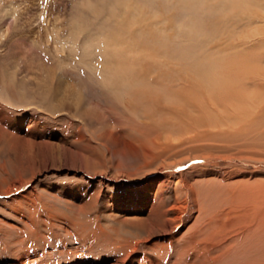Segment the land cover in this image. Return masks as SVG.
I'll return each mask as SVG.
<instances>
[{
	"label": "rangeland",
	"instance_id": "374dc122",
	"mask_svg": "<svg viewBox=\"0 0 264 264\" xmlns=\"http://www.w3.org/2000/svg\"><path fill=\"white\" fill-rule=\"evenodd\" d=\"M123 60L133 62L128 70L131 83L113 85L105 70ZM56 87L65 97L63 110L52 108L59 104ZM197 113L211 116L208 140L227 149L201 145L205 150L191 152L200 158L182 163L181 170L208 169L204 157L226 154L229 159H213L212 172H242V179L263 186L264 0H0V115L41 133L30 136L34 157L22 148L26 135L17 130L21 123L16 130L0 124V189L3 181L19 176L32 181L16 193L36 194L14 202L10 195H0V264L15 263L12 242L17 238L23 240L20 251L27 264L119 258L120 251L111 246L124 238L106 230L111 225L109 199L129 183L118 191L109 183L123 173L140 178L138 169L145 164L139 142L130 137L152 143L154 149L147 147L153 157L147 160H155V168L166 159L182 160L189 157V148L173 149L169 143L185 144L194 136L191 122L199 119ZM81 125L85 141L75 145ZM108 131L117 141L110 135L91 139ZM42 142V148L32 147ZM85 146L91 149L84 157L93 169L88 172L97 177L94 186L64 159L65 149ZM161 147L168 153L161 156ZM176 167L165 174L177 173ZM102 175L108 177L107 186L99 181ZM84 189L100 194V199L88 202L85 212L79 210L80 217L65 194ZM115 227L125 239L140 231L137 225L118 221ZM94 231L100 236L95 238ZM252 239L248 236L244 254L258 253L254 263L264 264V239ZM141 250L159 255L151 246L142 245ZM250 253L225 261L248 264L253 262ZM174 255L165 252L162 257L174 264ZM196 255L198 260L204 257Z\"/></svg>",
	"mask_w": 264,
	"mask_h": 264
},
{
	"label": "bare ground",
	"instance_id": "6f19581e",
	"mask_svg": "<svg viewBox=\"0 0 264 264\" xmlns=\"http://www.w3.org/2000/svg\"><path fill=\"white\" fill-rule=\"evenodd\" d=\"M132 63L133 62L123 60L109 65L107 67L108 69L105 70L107 73L106 78H108L107 81L109 83L111 82L113 85H116L118 81L119 83L122 81L129 85V82L131 83V81L129 80L128 70H130L129 68ZM49 90L50 89H47L45 92L50 94L51 92ZM61 90V88L57 87L54 90V95L57 97V95L60 94V97L57 100L59 104L52 107L53 109L57 107L58 110H63L65 97L61 96ZM197 114L199 119L191 122L192 128L195 129L194 136H192L185 144L175 145L172 142L169 143L173 149L181 146L189 148V157H184L182 160L167 161L169 159H166L155 168V165H151L155 160H147V158L153 157V150L151 149V151L147 147L149 144V147L153 148L152 143L150 142V144L148 141L142 140V138L140 139L135 135L130 137L131 140L139 142V146H141L140 148L143 150L142 156L145 160V164L138 169V171H142V176L140 178L136 179L133 178L130 173H123L118 178H112L113 182L110 181L109 183L114 191L120 190L122 187H125L124 184L129 183V187L124 188L123 193H119L116 197L113 196L114 198L109 199L111 213L107 219H111L110 224L112 226H107L106 230L108 232V230L111 231V229H113L116 231L115 235L117 238H124V242L113 243L111 246L120 251V257H114L111 260H104L102 263L87 262L85 264H168L166 261L167 259L162 257L165 252L176 254L172 259H176L174 264H182L185 259L189 260V264H228L225 260L233 255L236 258L240 257V254H243L244 258H248V253L250 252L248 251L247 254H244V252L248 250L246 249L248 247L246 242L248 236L252 237V240H255V242L264 239V185L261 186V183H256V185L253 186L247 179H242L245 177L242 172L236 173L237 175L235 176H233L234 174L232 175V173H226L225 170L222 171L220 169L216 172H212L216 169L214 168L216 163L213 162V159L216 162L219 159L220 161L229 159L230 157L226 154L207 155L204 157L208 169L200 170L201 166H193L188 171L184 172L181 170V167H179L182 163L188 160L200 158V155H191V152H201L205 150V148H200L201 145H203L201 147H216L219 150L227 149L225 144L223 146L221 142H218L217 145H213V142L208 140L211 134L205 133V131H207L209 125L208 120H211V116L208 113L205 115L203 113ZM194 115H196V113ZM4 119L5 118L0 115V124L7 130L8 128L16 130L14 126L19 125L20 123L23 125L22 121L16 122L14 125L11 120ZM223 125H225L224 122ZM20 129L25 130L21 131ZM20 129H17L20 135H26V140L22 143L24 147L22 148H25L24 151L27 149L28 152L33 155V151L30 150V136L40 135V130L36 128H25L24 125L22 127L20 126ZM82 129L81 125V129L76 134L74 140L75 145H78L81 141H85L82 136ZM186 131H188V129ZM2 135L3 133L0 131V137ZM105 135H110L111 139L114 138L116 141L118 139L116 134L111 131L97 135L95 134L91 139L93 141L100 140ZM131 140L130 142L132 146H135ZM205 141H209L211 144L203 143ZM43 145V142L40 144L32 143V147L34 148L37 146L42 148ZM69 148L65 149L64 154L67 166L69 165L71 167L70 169L74 171L76 170L75 172L77 173L81 172L84 178L88 179L90 183L89 185L94 186L97 177H92L88 172L89 169L91 171L93 169H91L92 167L89 168V163L87 164V160L90 159L84 157L91 149L87 146L80 149H77L78 147ZM165 148L166 147L162 148L160 151L161 156H163L162 154L165 155L168 153L167 150H164ZM85 151L87 152L85 153ZM214 153L218 152L215 151ZM30 160L33 161L34 159L30 158ZM161 160L162 159L159 161ZM33 164L34 163L32 162L30 165L32 168ZM93 164L94 163L90 166H93ZM174 166H177L178 168H176L180 170L177 171V173L175 172V174L166 175L165 170L171 171V168ZM238 175L240 176L239 178L237 177ZM105 176L106 175L100 176L101 179L99 181H102V183L107 186L105 182L108 184L109 180L108 177L105 178ZM116 180L117 182L115 183ZM31 181L32 180L26 181L19 176L11 181H3L0 195H10V198L12 199L11 202H14V200L21 201V199L26 200L29 196L33 198L36 194L25 192L26 190L18 194L16 193V190L24 187L28 183L30 184ZM104 185L103 187H105ZM68 192H66L65 197L66 199H69V202L78 207L76 209V216L80 217V211H86L88 202L93 203V201L95 202L100 199V194L85 193V189L81 191L79 190L78 192ZM12 209H14V206ZM13 212L15 211L13 210ZM117 221L137 225L140 231L136 233L137 236L125 239L126 237L122 236V233L120 234V228L115 227ZM32 224L33 223H27V226L32 227L34 225ZM96 225L101 232H104L103 227L99 222ZM15 228L16 227H14V229ZM17 229H19V227H17ZM65 231L67 233L69 229L66 228ZM94 234L95 238L100 236V234L95 231ZM110 236L111 235L107 234L106 237L109 238ZM202 238L206 241L198 242V240ZM22 242L23 240H21V238H17L16 241L12 242L15 259L14 264H27L29 261L27 260L26 255L21 254L20 245H22ZM259 243L263 242L261 241ZM142 245L151 246L152 251L159 255L153 256L152 254L150 255V253L144 252L145 250H141ZM261 245H259V248ZM257 250L254 249L252 251L255 252ZM197 253H202L204 257L198 260L196 258L198 257V255H196ZM250 255L253 256L254 254L250 253ZM258 255V253L254 255L251 260L253 262H249L248 264H253L258 259L256 258ZM254 264H257V262Z\"/></svg>",
	"mask_w": 264,
	"mask_h": 264
}]
</instances>
